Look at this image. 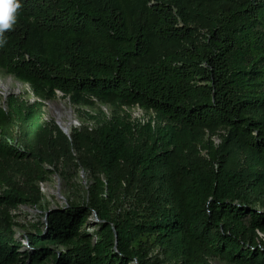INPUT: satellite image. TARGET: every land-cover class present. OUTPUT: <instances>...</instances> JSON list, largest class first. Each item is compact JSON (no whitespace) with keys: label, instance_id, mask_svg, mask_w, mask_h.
Here are the masks:
<instances>
[{"label":"trees","instance_id":"16d2710c","mask_svg":"<svg viewBox=\"0 0 264 264\" xmlns=\"http://www.w3.org/2000/svg\"><path fill=\"white\" fill-rule=\"evenodd\" d=\"M20 4L0 36V70L28 85L36 102L32 119L19 116L18 138L0 124V207L27 200L9 162L26 170L29 192L38 190L45 148L60 139L83 153L86 166L136 184L139 207L121 217L98 197L52 209L27 244L0 228V264H162L150 262L157 249L173 264H210L212 257L264 264V171L257 166L264 168V0ZM59 93L74 106L153 111L167 120L173 144L205 149L209 158L173 151L158 138L138 145L112 121L71 139L51 123L39 136L35 122ZM217 135L223 143L216 149ZM234 149L252 163L239 165ZM94 214L99 222L90 232Z\"/></svg>","mask_w":264,"mask_h":264},{"label":"rangeland","instance_id":"374dc122","mask_svg":"<svg viewBox=\"0 0 264 264\" xmlns=\"http://www.w3.org/2000/svg\"><path fill=\"white\" fill-rule=\"evenodd\" d=\"M35 102L36 98L28 85L0 70V124L6 122L13 137L18 138L21 134L20 115L24 117L27 114L32 119ZM51 104L64 105L65 109L71 110L75 124L68 134H65L58 125L56 115L50 108ZM12 119L14 121L11 122ZM110 121L120 124L132 141L138 145L153 143L158 138V140L161 139L164 146L167 145L173 151L176 148H183L188 155L196 159L209 158L208 151L205 149L198 147L191 149L188 143L184 141L173 144L175 141V139H171L173 130H171L167 120L153 111H146L138 107L113 108L100 102H97L95 106H74L59 93L55 99L46 102L44 115L35 122V125L38 127L39 136L46 137L49 129L52 128L50 124L54 123L55 128L57 127L71 139L75 132L84 129L92 131ZM212 140L216 149L221 147L223 142L220 135L214 136ZM64 150L65 153L63 154L62 151ZM44 153L48 158L42 162L43 178L35 183L38 190L32 192L28 190L26 170L16 163L9 162L15 183L26 189L28 194L27 200L17 207H0V228L11 227L17 239L22 242L23 240L28 241L27 235L32 232L35 233L37 228L45 229L46 214L51 209L88 206L94 198L98 197L111 200L115 205L117 214L121 217L139 207L136 184H129L126 181L121 185L117 184L105 174L98 173L90 166H86L82 159L83 153L78 152L75 147L67 146L62 139L57 142L56 148L52 146L45 148ZM233 155L239 165L247 166L253 161L251 157L237 149H234ZM257 166L259 171H264V168ZM254 206L257 209H263L259 202L254 203ZM95 217L96 214L92 215L86 224V229L90 232L95 231V224L99 222ZM260 236L264 238V233L260 232ZM45 245L50 248H58L59 251L64 250L62 245L58 247L53 244ZM158 260L162 264L174 263L170 256L159 249L150 254V262ZM45 264H52V262L48 261ZM210 264L230 263L212 257Z\"/></svg>","mask_w":264,"mask_h":264},{"label":"clouds","instance_id":"9594fccd","mask_svg":"<svg viewBox=\"0 0 264 264\" xmlns=\"http://www.w3.org/2000/svg\"><path fill=\"white\" fill-rule=\"evenodd\" d=\"M20 7V0H0V36L13 26Z\"/></svg>","mask_w":264,"mask_h":264},{"label":"bare ground","instance_id":"6f19581e","mask_svg":"<svg viewBox=\"0 0 264 264\" xmlns=\"http://www.w3.org/2000/svg\"><path fill=\"white\" fill-rule=\"evenodd\" d=\"M50 108L53 109L56 115L58 125L65 131H70L75 124V119L70 109H65L64 105L51 104Z\"/></svg>","mask_w":264,"mask_h":264},{"label":"water","instance_id":"95a60500","mask_svg":"<svg viewBox=\"0 0 264 264\" xmlns=\"http://www.w3.org/2000/svg\"><path fill=\"white\" fill-rule=\"evenodd\" d=\"M64 131V133L65 134H68L69 132L68 131H65V130H63ZM52 210V209H51ZM51 211L49 210L48 212H47V214H46V216L50 213ZM97 215V214H96Z\"/></svg>","mask_w":264,"mask_h":264},{"label":"built area","instance_id":"2783aa9c","mask_svg":"<svg viewBox=\"0 0 264 264\" xmlns=\"http://www.w3.org/2000/svg\"><path fill=\"white\" fill-rule=\"evenodd\" d=\"M136 107L140 108L139 106H136ZM141 109H142V108H141ZM23 242H25L24 244H27V241H24V240H23Z\"/></svg>","mask_w":264,"mask_h":264}]
</instances>
